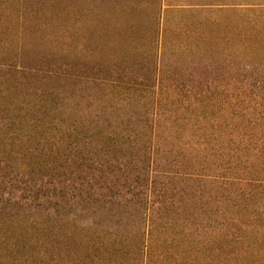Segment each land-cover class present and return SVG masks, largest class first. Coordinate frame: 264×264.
Wrapping results in <instances>:
<instances>
[{
	"label": "trees",
	"instance_id": "trees-1",
	"mask_svg": "<svg viewBox=\"0 0 264 264\" xmlns=\"http://www.w3.org/2000/svg\"><path fill=\"white\" fill-rule=\"evenodd\" d=\"M162 1L107 2L114 15L137 13L143 40L149 37L154 46ZM3 2L0 20L15 16L21 19L16 28L24 30L25 11L12 10L11 0H0ZM216 3L199 0L186 6H230L225 0ZM138 10L143 12L141 16ZM84 12L76 11L79 16L71 26H65L79 32L72 37L80 38L78 47L82 51L87 35L78 28ZM0 24V31L7 32L1 45L9 48L8 40L14 39V32L9 33V21ZM27 42L21 46L26 47ZM107 44L111 46L109 53L117 54V40ZM10 67L8 70L16 71ZM110 69L112 78L117 70ZM57 71L73 75L72 81L87 90L89 82L84 72L79 74L81 67L65 65ZM119 79L100 84L120 91L140 86ZM4 81L14 92L9 74L5 80L0 76V84ZM181 87L186 97L191 96L183 101L182 114L175 110L168 117L155 113L149 127L147 113L122 114L115 110L130 107V103L104 99L102 111L58 117L61 128L54 133L41 132L51 138L40 141L11 132V125L0 119V264H67L70 259L73 264H123V258L131 264H264V93L252 97L251 90L246 89V99L240 96L236 99L241 101L218 106L226 113L228 105L245 106L246 100V120H242L232 112L230 119L214 115L212 110L204 113V104H216L210 92L217 85L209 84L206 90L197 85L200 94L193 84ZM258 90L264 91V86ZM4 99L11 103V99ZM161 120L165 126L157 128L155 124ZM31 122L36 128L41 123L37 119ZM64 122L67 125L62 127ZM176 124L179 128L174 130ZM46 142L51 143L45 147ZM9 156L22 162L19 167L24 171L11 174L8 168L12 166L4 165ZM51 157L53 163L49 162ZM29 172L38 177L25 179L17 189V178H25ZM1 194H7L6 198ZM41 220L59 223V231L67 235L82 230L83 225L89 229L104 227L107 232L103 238L95 236L100 247L93 256L74 258L73 251L65 249L55 259L47 250H26L29 244L37 243L32 226ZM155 224L163 229L164 238L156 242L153 253L151 245L138 235L144 225ZM124 225L131 227V240H115ZM23 227L28 231L27 238L15 242L17 231ZM15 243L22 246L17 249Z\"/></svg>",
	"mask_w": 264,
	"mask_h": 264
},
{
	"label": "rangeland",
	"instance_id": "rangeland-1",
	"mask_svg": "<svg viewBox=\"0 0 264 264\" xmlns=\"http://www.w3.org/2000/svg\"><path fill=\"white\" fill-rule=\"evenodd\" d=\"M11 1L9 3L12 10L20 8V13L25 11V28H16L21 19L17 20L15 16L0 20L2 23L9 21L12 30L11 27L7 30H11L9 33L13 31L15 35L14 39L9 38L10 47L6 48L7 45H1V40L6 38L3 35L7 32L0 31V76L3 75L5 80L9 74V82L13 80L14 89V92L8 90L5 81L0 84V119L2 123L11 125V132L29 135L35 141L51 138V135L45 137L41 132L54 133L61 128L58 117L102 111L103 99L113 103H130V107L115 110L122 114L147 113L149 127L155 113L168 117L175 110L176 114H182L183 101L191 96L186 97L181 85L193 84L198 94L197 85L202 90H206L209 84L217 85L218 88L210 92L216 104H204V113L212 110L214 115L224 118L227 116L229 119L232 112L246 120V100L245 106L228 105L227 114L225 111L221 112L222 109L218 106L231 100L241 101L236 99L240 96L246 99V89L251 90L249 94L252 97L262 96L264 93L258 90L260 86H264V0H225L230 2V6L222 8L208 5L186 6L197 4L199 0H186V4L183 0H163L161 13L157 16L160 30L155 37L154 46L150 44L149 37L146 41L143 40L137 13L114 15L108 0ZM220 1L207 0L208 4ZM2 4L4 2L0 3V9L3 8ZM83 10L84 17H81L83 21L78 30L87 35V40L82 51L78 47L80 38L72 37L79 32L68 27L79 16L75 12H82L83 15ZM138 13L141 16L143 12L138 10ZM14 27L16 31L13 30ZM111 40H117L120 45H117V54L109 53L111 46H107V42ZM22 42H27L28 45L22 47ZM65 65L81 67L79 74L84 72L86 82H89L87 90L83 85L72 81L73 75L58 73L57 70ZM10 66L16 71L8 70ZM110 68L117 70H114L116 74L112 78ZM108 79H119L125 84L135 82L140 86L123 91L107 89L105 84L100 83ZM93 85L102 90L95 89ZM4 97L11 99V103L5 102ZM36 119L41 122L37 128L31 122ZM66 125L64 122L62 127ZM155 125L157 128L165 126L162 120ZM173 128L177 130L179 126L176 124ZM50 143L46 142L45 147ZM7 144L11 146L12 143L7 141ZM54 160L51 157L49 162L53 163ZM7 161L4 165L9 163L12 166L8 168L11 174L18 175L24 171L19 167L22 162L14 156H9ZM37 175L29 172L25 178H17V189L25 183V179L31 181ZM2 195L4 198L7 196ZM18 221H23V218L18 217ZM34 223L37 225L32 226V229L38 240L35 244H29L26 250L30 253L47 250L55 259L65 249H71L74 258L81 254L93 256L100 247L95 243V236L103 238L104 232H107L104 227L97 229L91 225L89 229L83 225L82 230H73L71 235L68 234L70 237H67V232L65 234L59 231V223L46 220ZM120 229L123 231L116 238L114 236V239L131 240V227L124 225ZM27 232L26 228H19L14 237L15 242L27 238ZM139 232V239L146 240L151 245L152 252H156V242L164 238L163 229L158 224L154 227L144 225ZM92 240L94 243H87ZM15 246L18 249L22 243H15ZM122 261L123 264L132 263L128 262V258H123ZM72 262L70 259L67 264H73Z\"/></svg>",
	"mask_w": 264,
	"mask_h": 264
}]
</instances>
